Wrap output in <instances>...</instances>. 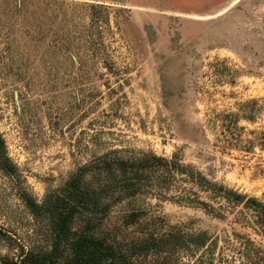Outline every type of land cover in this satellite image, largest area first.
<instances>
[{
    "label": "rangeland",
    "instance_id": "374dc122",
    "mask_svg": "<svg viewBox=\"0 0 264 264\" xmlns=\"http://www.w3.org/2000/svg\"><path fill=\"white\" fill-rule=\"evenodd\" d=\"M251 107L226 143L220 117ZM263 131L264 0H0V136L16 167V182L0 171V230L21 244L37 226L18 190L39 202L114 148L176 154L264 202ZM149 204L172 226L228 228ZM0 255L16 251L0 239Z\"/></svg>",
    "mask_w": 264,
    "mask_h": 264
},
{
    "label": "trees",
    "instance_id": "16d2710c",
    "mask_svg": "<svg viewBox=\"0 0 264 264\" xmlns=\"http://www.w3.org/2000/svg\"><path fill=\"white\" fill-rule=\"evenodd\" d=\"M255 111L220 117L226 143L243 130L238 120L253 122ZM256 141L264 151V131ZM0 171L16 182L1 136ZM18 191L37 228L26 244L0 230V239L16 251L0 255V264H264V202L208 179L176 154L109 149L77 166L39 202ZM150 200L199 209L228 228L172 226Z\"/></svg>",
    "mask_w": 264,
    "mask_h": 264
}]
</instances>
